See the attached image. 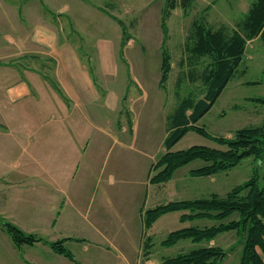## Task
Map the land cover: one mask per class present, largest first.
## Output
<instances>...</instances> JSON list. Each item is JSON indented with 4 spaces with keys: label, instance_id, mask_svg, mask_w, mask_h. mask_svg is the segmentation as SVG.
I'll return each instance as SVG.
<instances>
[{
    "label": "rangeland",
    "instance_id": "374dc122",
    "mask_svg": "<svg viewBox=\"0 0 264 264\" xmlns=\"http://www.w3.org/2000/svg\"><path fill=\"white\" fill-rule=\"evenodd\" d=\"M93 1L105 3V0ZM169 1L175 7L168 11L165 40L160 27L164 0H115L112 13L125 24L127 36L121 23L113 18L98 20L100 22L93 30L94 54L100 61L90 59L89 63L101 92L100 99L93 105L100 130L86 128V133L100 136L101 156L91 188L86 190L89 198L77 225L65 229L61 227L59 217L46 220L48 211L42 205L46 190L30 188L24 183L25 189L0 188L1 210L4 209V197L10 194V200L6 201V204L10 202L5 207L6 216L0 211L5 217L0 220V230L1 222L8 221L45 240L73 237L75 240L68 239L65 245L78 261L69 264H159L163 259L210 242L221 247L222 254L226 253L218 259L220 264H239L243 234L231 230L217 234L208 242L180 239L166 246L160 242L171 231L188 225H210L213 221L181 222L180 211H169L147 224L145 212L172 200L208 197L211 193L224 195L253 175L264 187V159L261 161L252 156L230 169L208 176L188 173L189 169L203 165L202 161L194 160L178 168L166 182H149L153 173L151 164L165 151L163 138L168 128L167 118L189 92L201 97L205 90L198 74L209 57L201 56L198 61L191 53L194 40L187 37L193 22L201 19L212 28L226 24L231 33L253 0H192L187 11L182 8L181 0ZM186 42L191 44L190 48L185 46ZM162 49L171 55L164 85L159 84ZM263 75L264 40L254 38L245 46L237 73L199 119L198 125L204 126L212 135L231 138L235 129L259 124L264 115V103L254 99L264 98V82H252L261 80ZM103 142L106 147L102 152ZM193 144L217 145L189 130L172 150ZM82 169L80 164L77 174L81 175ZM92 196L94 198L90 199ZM229 217L237 216L234 213ZM91 220L93 227H90ZM2 234L0 232L2 264H20L19 254L7 247L12 245L10 238L4 239Z\"/></svg>",
    "mask_w": 264,
    "mask_h": 264
},
{
    "label": "crops",
    "instance_id": "0c3cea01",
    "mask_svg": "<svg viewBox=\"0 0 264 264\" xmlns=\"http://www.w3.org/2000/svg\"><path fill=\"white\" fill-rule=\"evenodd\" d=\"M114 2L0 0V188L25 189L24 183L44 188L46 220L59 217L65 229L83 216L86 190L100 162V136L86 133V128L100 130L94 104L101 92L89 62L100 61L93 30L98 20L113 18ZM102 144L103 152L106 142ZM8 199L10 194L0 209L4 213ZM0 232L12 242L3 228ZM7 247L19 254L20 264L78 261L42 242ZM2 256L0 252V264Z\"/></svg>",
    "mask_w": 264,
    "mask_h": 264
},
{
    "label": "trees",
    "instance_id": "16d2710c",
    "mask_svg": "<svg viewBox=\"0 0 264 264\" xmlns=\"http://www.w3.org/2000/svg\"><path fill=\"white\" fill-rule=\"evenodd\" d=\"M191 2L192 0H181L184 11H187ZM174 7V3L164 0L160 13L164 40L168 11ZM110 15L121 23L124 32L126 27L123 21L113 14ZM235 26L229 33L226 24L212 28L201 19L193 22V29L187 38H193L194 41L192 47L189 42H186L185 46L191 47V53L197 59L201 56L209 57L198 74L205 90L201 97L189 92L179 100L167 118L168 128L163 140L165 151L151 164L150 170L153 173L149 176L150 183L168 181L178 168L194 160L202 161L203 165L192 168L189 173L194 176H208L230 169L246 157L252 156L261 161L264 159V115L259 124L235 129L231 138L212 135L204 126L198 125L199 119L211 108L228 81L237 73L247 42L254 38L264 40V0H253L244 17L237 21ZM170 58V53L162 49L160 85H164L168 78ZM261 82H264V75L261 80L252 83ZM254 100L264 103V98ZM189 130L199 133L217 145L193 144L185 149L172 150L175 143ZM169 211H180L181 222L203 219L213 222L210 225L195 224L173 230L160 242L162 245L170 246L180 239H190L196 243L208 242L221 232L235 230L244 237L239 264H264V187L258 184L255 175L224 195L211 193L208 197L172 200L155 205L145 212L146 223H153L161 214ZM234 213L237 217L229 219ZM1 226L15 246H30L42 242L56 253L73 259L72 253L65 245V242L73 237L48 241L34 233H27L8 221H2ZM222 252L221 247L217 245H203L187 253L163 259L159 264H220L218 259Z\"/></svg>",
    "mask_w": 264,
    "mask_h": 264
},
{
    "label": "water",
    "instance_id": "95a60500",
    "mask_svg": "<svg viewBox=\"0 0 264 264\" xmlns=\"http://www.w3.org/2000/svg\"><path fill=\"white\" fill-rule=\"evenodd\" d=\"M222 256H224V254H222V255L220 256V258H219L220 260H221Z\"/></svg>",
    "mask_w": 264,
    "mask_h": 264
}]
</instances>
